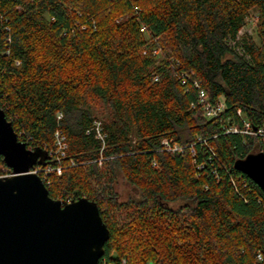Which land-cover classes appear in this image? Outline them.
<instances>
[{
  "label": "trees",
  "instance_id": "trees-1",
  "mask_svg": "<svg viewBox=\"0 0 264 264\" xmlns=\"http://www.w3.org/2000/svg\"><path fill=\"white\" fill-rule=\"evenodd\" d=\"M252 11L258 44L238 39ZM0 109L34 168H61L51 199L96 203L97 264H264V194L234 169L262 146L227 132L264 130V0H0Z\"/></svg>",
  "mask_w": 264,
  "mask_h": 264
},
{
  "label": "water",
  "instance_id": "water-1",
  "mask_svg": "<svg viewBox=\"0 0 264 264\" xmlns=\"http://www.w3.org/2000/svg\"><path fill=\"white\" fill-rule=\"evenodd\" d=\"M0 158L13 176L0 178V264H97L110 232L96 203L53 200L31 170L40 150L18 141L0 109ZM264 194V154L234 163Z\"/></svg>",
  "mask_w": 264,
  "mask_h": 264
},
{
  "label": "built area",
  "instance_id": "built-area-1",
  "mask_svg": "<svg viewBox=\"0 0 264 264\" xmlns=\"http://www.w3.org/2000/svg\"><path fill=\"white\" fill-rule=\"evenodd\" d=\"M195 87L199 88L197 83H195ZM197 98H198V103L201 105V110H202L205 118H207L209 120L217 118L225 108V106L221 100H219L215 104L210 103L208 101L206 93L200 88L198 89ZM237 114L240 116L239 111L237 112ZM60 118H61V115H58L57 119H60ZM242 123H243V126H242L240 131L237 130V128L232 127V128H229L227 132L240 133V134H243L245 136L257 138L260 141L261 146H262V152L261 153L264 154V130L258 129V128H254L251 130L250 124L248 122L243 120ZM92 126H93V129L95 132V137L98 140L103 142L105 135L102 132V126H101L100 122L94 121ZM54 139H55V141H54L55 155H57L59 158H63L65 156V150H66L65 137L62 135V133L60 131H56L54 134ZM163 143L165 146L168 147L166 141H164ZM169 150L177 151L178 148H173V149L169 148ZM3 170H4V172H9V173L8 174L4 173L3 175L0 176V178L13 176L12 172L10 173L9 169L6 168ZM52 172H56L57 175H60L61 174V168L60 167H56V168L46 167V168H34L33 170H31V173H34V174L38 175L39 177H41L42 182Z\"/></svg>",
  "mask_w": 264,
  "mask_h": 264
},
{
  "label": "rangeland",
  "instance_id": "rangeland-1",
  "mask_svg": "<svg viewBox=\"0 0 264 264\" xmlns=\"http://www.w3.org/2000/svg\"><path fill=\"white\" fill-rule=\"evenodd\" d=\"M256 20L257 18H255V12L252 11L250 13V17L248 19L247 25L238 34V39H241L245 36H250L255 43L257 44L259 43ZM90 105L92 109L95 110L97 113L103 112L104 110V107L96 100H90ZM3 169H6V168L0 167V176L3 175L4 173L6 174L9 173V172H4ZM114 189L116 191L117 199L119 202H124L128 200L129 198L136 199L137 197L133 188L127 185L121 177H119L118 180L116 181Z\"/></svg>",
  "mask_w": 264,
  "mask_h": 264
}]
</instances>
